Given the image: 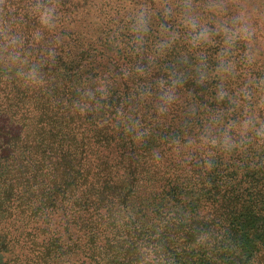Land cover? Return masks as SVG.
Listing matches in <instances>:
<instances>
[{
    "label": "trees",
    "instance_id": "obj_1",
    "mask_svg": "<svg viewBox=\"0 0 264 264\" xmlns=\"http://www.w3.org/2000/svg\"><path fill=\"white\" fill-rule=\"evenodd\" d=\"M235 8L0 0L3 264H264V29Z\"/></svg>",
    "mask_w": 264,
    "mask_h": 264
},
{
    "label": "rangeland",
    "instance_id": "obj_2",
    "mask_svg": "<svg viewBox=\"0 0 264 264\" xmlns=\"http://www.w3.org/2000/svg\"><path fill=\"white\" fill-rule=\"evenodd\" d=\"M236 5L237 10L243 11L245 19L248 22L254 23L257 22L260 25H263L264 29V0H227ZM240 8V9H239ZM247 16V17H246ZM261 52L264 53V45L261 49ZM7 254L0 250V264L7 258Z\"/></svg>",
    "mask_w": 264,
    "mask_h": 264
},
{
    "label": "clouds",
    "instance_id": "obj_3",
    "mask_svg": "<svg viewBox=\"0 0 264 264\" xmlns=\"http://www.w3.org/2000/svg\"><path fill=\"white\" fill-rule=\"evenodd\" d=\"M46 17H47V13H45L44 17H42V20H43L44 23H47Z\"/></svg>",
    "mask_w": 264,
    "mask_h": 264
}]
</instances>
